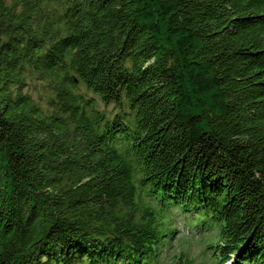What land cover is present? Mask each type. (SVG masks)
I'll use <instances>...</instances> for the list:
<instances>
[{"label": "trees", "instance_id": "trees-1", "mask_svg": "<svg viewBox=\"0 0 264 264\" xmlns=\"http://www.w3.org/2000/svg\"><path fill=\"white\" fill-rule=\"evenodd\" d=\"M174 209L264 264V0H0V264H151Z\"/></svg>", "mask_w": 264, "mask_h": 264}, {"label": "rangeland", "instance_id": "rangeland-1", "mask_svg": "<svg viewBox=\"0 0 264 264\" xmlns=\"http://www.w3.org/2000/svg\"><path fill=\"white\" fill-rule=\"evenodd\" d=\"M37 87L38 85L35 87L34 83H31L25 90L28 89L33 96L43 95L36 91ZM169 216L174 221L172 226L176 228V232L151 264H174L179 260L188 264H214L212 258L214 247L208 246L218 241L217 232L220 229L218 221L209 218L208 222H203L201 219L192 218L189 212L181 209H174ZM169 238L170 236L167 237Z\"/></svg>", "mask_w": 264, "mask_h": 264}, {"label": "bare ground", "instance_id": "bare-ground-1", "mask_svg": "<svg viewBox=\"0 0 264 264\" xmlns=\"http://www.w3.org/2000/svg\"><path fill=\"white\" fill-rule=\"evenodd\" d=\"M185 224H186V223H185ZM190 225H192V224H190ZM167 242H169V241H167ZM167 242H166V243H167Z\"/></svg>", "mask_w": 264, "mask_h": 264}]
</instances>
